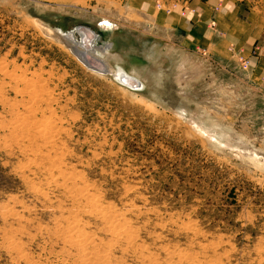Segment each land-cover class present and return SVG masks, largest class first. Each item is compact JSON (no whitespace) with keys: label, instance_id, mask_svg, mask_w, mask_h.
I'll return each instance as SVG.
<instances>
[{"label":"rangeland","instance_id":"374dc122","mask_svg":"<svg viewBox=\"0 0 264 264\" xmlns=\"http://www.w3.org/2000/svg\"><path fill=\"white\" fill-rule=\"evenodd\" d=\"M191 1L0 0V264H264V82L157 29ZM228 2L264 21V0ZM38 19L90 28L144 87Z\"/></svg>","mask_w":264,"mask_h":264},{"label":"crops","instance_id":"0c3cea01","mask_svg":"<svg viewBox=\"0 0 264 264\" xmlns=\"http://www.w3.org/2000/svg\"><path fill=\"white\" fill-rule=\"evenodd\" d=\"M227 7L214 13L217 0H192L194 11L186 14L159 15L161 31L172 35L179 46L188 50H209L216 57L234 59L237 54L249 61L253 75L259 83L264 82V21L252 16L239 6L228 2ZM198 12V13H196ZM217 26L214 32L208 28L211 19ZM150 27L155 29L156 27ZM233 50V51H232ZM235 53V54H233ZM264 84V83H263Z\"/></svg>","mask_w":264,"mask_h":264},{"label":"bare ground","instance_id":"6f19581e","mask_svg":"<svg viewBox=\"0 0 264 264\" xmlns=\"http://www.w3.org/2000/svg\"><path fill=\"white\" fill-rule=\"evenodd\" d=\"M103 28H105L104 30L106 31H110V29L112 28V23L108 22V21H103ZM36 23L40 25L41 29L45 32H47L50 36V34L55 37L56 39H59L66 47H68L73 54H75L78 59L83 62L85 64V66L89 67L92 70L95 71H101L105 74H110L113 77L116 78V80H118L120 83H123L129 87H132L133 89L136 90H140L144 87V84L141 82V80H139L137 77L133 76L132 74L128 73L124 68L120 67V66H111L107 60V56H105L106 54H109L108 51L111 49L112 44L110 42H101L99 43V38L100 36L96 35L95 32H93L90 28L86 27V26H81L78 29L76 28L73 31H62L59 28H54L52 26H48L46 23H42L39 19L36 20ZM154 28V27H153ZM78 35V36H76ZM39 93V92H38ZM36 101V99H35ZM29 118V117H28ZM19 122V121H18ZM26 122V121H25ZM52 125V124H50ZM31 126V125H30ZM22 128V127H21ZM50 128V127H49ZM19 129V128H18ZM45 130V129H44ZM23 131V130H22ZM51 132V130H50ZM23 133V132H22ZM49 134V132H47ZM43 134V133H42ZM26 136V135H25ZM36 136V135H35ZM38 136V135H37ZM42 136V135H40ZM49 136V135H48ZM43 137V136H42ZM45 137V136H44ZM43 139V138H42ZM55 146V145H54ZM39 148V147H38ZM51 149V148H50ZM47 153V151H46ZM47 163V162H46ZM43 164V163H42ZM49 166V165H48ZM59 172V171H58ZM60 173V172H59ZM62 174H64L62 172ZM66 175V174H65ZM77 175V174H76ZM75 175V176H76ZM50 176V175H49ZM58 177V176H57ZM67 178V177H66ZM70 180V177L67 178ZM59 180V179H58ZM76 180V178H75ZM78 180H76L77 182ZM57 182V180H56ZM70 182V181H69ZM73 182V181H72ZM66 184V183H65ZM70 184V183H69ZM68 186V185H66ZM71 187V186H70ZM74 189H79V188H74ZM95 190V189H94ZM76 191V190H75ZM81 191V190H79ZM71 192V191H70ZM78 192V191H77ZM73 193H75L73 191ZM89 195L90 193L87 192ZM76 195V194H75ZM80 195V197H79ZM73 197V196H72ZM78 197L81 198V194L78 193ZM94 198V197H93ZM78 199V198H75ZM69 201V200H68ZM95 201V200H94ZM81 202H77V204H80ZM83 204V203H82ZM95 204V203H94ZM81 205V204H80ZM79 205V206H80ZM77 206V205H76ZM78 206V207H79ZM82 206V205H81ZM80 206V210L82 209ZM88 206H92L91 204H89ZM86 206V208L88 207ZM97 206V204H96ZM75 207V206H73ZM84 208V209H86ZM94 208V207H93ZM109 208V207H108ZM76 209V208H74ZM88 209H91L88 207ZM86 209V210H88ZM100 209V208H98ZM96 209V211L98 210ZM95 210V209H94ZM118 210V209H117ZM75 211V210H74ZM82 211V210H81ZM99 211V210H98ZM103 211V210H102ZM100 211V212H102ZM107 211V210H106ZM109 211V209H108ZM107 211V212H108ZM118 212V211H116ZM94 213V212H93ZM96 213V212H95ZM108 214V213H107ZM106 214V215H107ZM110 214V213H109ZM119 214H121L119 212ZM95 215V214H94ZM102 216V214H100ZM104 215V213H103ZM123 215V214H121ZM105 218H117V216H104ZM125 217V215H124ZM120 219V218H119ZM69 220V219H68ZM73 220V219H72ZM71 220V221H72ZM114 221V220H113ZM121 221V220H120ZM122 222V221H121ZM73 223V222H72ZM86 224V223H85ZM111 224V223H110ZM75 227L78 228L79 225H77L74 222ZM91 226V225H90ZM128 226V225H127ZM108 227V226H107ZM119 227H122L119 226ZM110 228V227H109ZM129 228V226H128ZM127 228V229H128ZM91 229V228H90ZM112 229V228H111ZM111 231V230H110ZM121 232V231H120ZM126 233L127 230L125 231ZM87 233V232H86ZM130 233V232H129ZM76 234V233H75ZM83 234V233H82ZM122 234V233H121ZM120 234V235H121ZM132 235V234H131ZM134 235V234H133ZM132 235V236H133ZM82 236V235H81ZM84 236V235H83ZM82 236V237H83ZM122 236V235H121ZM124 236V234H123ZM122 236V237H123ZM130 236V235H129ZM129 238V237H128ZM132 238V237H131ZM133 239V238H132ZM73 240V239H72ZM95 242V241H94ZM70 243V242H69ZM91 248V247H89ZM20 251V250H19ZM126 253V252H125ZM88 255V254H87ZM93 258V257H92ZM142 259V258H141ZM187 259V258H186ZM140 260V259H139ZM95 261V260H94ZM198 261V260H197ZM196 261V262H197ZM202 261V260H201ZM192 262V261H190ZM199 262H197L198 264ZM204 263V262H201ZM205 264V263H204Z\"/></svg>","mask_w":264,"mask_h":264},{"label":"built area","instance_id":"2783aa9c","mask_svg":"<svg viewBox=\"0 0 264 264\" xmlns=\"http://www.w3.org/2000/svg\"><path fill=\"white\" fill-rule=\"evenodd\" d=\"M245 66V68H247L249 66V64H247V62L245 64H243Z\"/></svg>","mask_w":264,"mask_h":264}]
</instances>
